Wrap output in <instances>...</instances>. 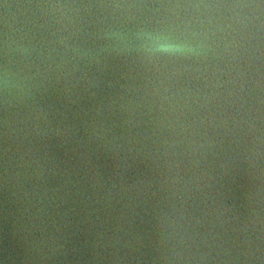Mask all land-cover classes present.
Wrapping results in <instances>:
<instances>
[{"label":"water","instance_id":"obj_1","mask_svg":"<svg viewBox=\"0 0 264 264\" xmlns=\"http://www.w3.org/2000/svg\"><path fill=\"white\" fill-rule=\"evenodd\" d=\"M0 264H264V0H0Z\"/></svg>","mask_w":264,"mask_h":264},{"label":"clouds","instance_id":"obj_2","mask_svg":"<svg viewBox=\"0 0 264 264\" xmlns=\"http://www.w3.org/2000/svg\"><path fill=\"white\" fill-rule=\"evenodd\" d=\"M166 50V49H165Z\"/></svg>","mask_w":264,"mask_h":264}]
</instances>
